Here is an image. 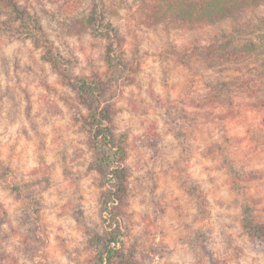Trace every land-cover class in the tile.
<instances>
[{
	"label": "rangeland",
	"instance_id": "obj_1",
	"mask_svg": "<svg viewBox=\"0 0 264 264\" xmlns=\"http://www.w3.org/2000/svg\"><path fill=\"white\" fill-rule=\"evenodd\" d=\"M106 1L108 18L126 36L121 72L108 66L107 40L85 23L88 0H19L39 16L71 73L112 76L114 132L128 150L125 251L145 264H214L207 257L198 263L192 249L202 232L197 241L219 264H264V243L242 225L247 205L264 225V115L238 98L217 99L239 75L236 67L208 68L192 54L228 37L257 40L264 4L181 29L140 24L134 0ZM3 31L0 166L9 168L0 173V264H97L89 239L104 230L106 215L88 141L90 111L42 58V46ZM255 65L264 71V59ZM152 131L161 156L147 145Z\"/></svg>",
	"mask_w": 264,
	"mask_h": 264
},
{
	"label": "trees",
	"instance_id": "obj_2",
	"mask_svg": "<svg viewBox=\"0 0 264 264\" xmlns=\"http://www.w3.org/2000/svg\"><path fill=\"white\" fill-rule=\"evenodd\" d=\"M134 1L137 7L134 17L140 24L153 26L169 22L181 29L202 28L227 18L238 17L242 11L264 4V0ZM107 12L106 0H88L83 18L85 17L91 33L107 40L108 66L113 71L121 72L126 57V36L108 18ZM2 26L4 35L30 38L36 46H42V58L50 62L66 79L90 111L85 118L89 127L88 141L94 156L93 168L99 174L104 188L102 203L106 215L104 230L101 233L94 232L89 239L91 246L96 248L97 264H145L136 255L125 251V234L121 220L129 187L126 173L128 150L125 137L117 136L114 132L112 100L117 92L113 89L112 76L109 79L97 75L89 78L71 73L69 61L57 52L39 16L22 6L19 0H0V28ZM261 35L257 40L251 41L242 42L241 38L235 41L228 37L226 40L202 44L195 46L192 54L208 68L229 69L227 66L231 65L236 67L239 75L235 80L224 82L217 99L230 104L238 98L250 111L262 112L264 115V71L251 69V66L256 67L257 61L264 59V32ZM149 134L147 145L156 156H161L163 145L162 141L156 139L158 132L152 131ZM7 168L9 167L1 165L0 173L7 172ZM242 225L252 238L264 243V225L256 219L252 207L248 205L244 209ZM201 233L191 242L198 263L205 262L207 257L214 264H219L210 250L197 241L202 236Z\"/></svg>",
	"mask_w": 264,
	"mask_h": 264
}]
</instances>
